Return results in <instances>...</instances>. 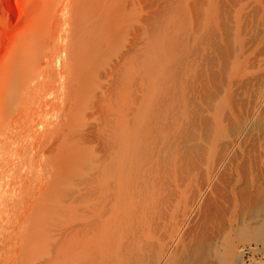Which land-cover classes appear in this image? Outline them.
Listing matches in <instances>:
<instances>
[{
    "label": "bare ground",
    "instance_id": "6f19581e",
    "mask_svg": "<svg viewBox=\"0 0 264 264\" xmlns=\"http://www.w3.org/2000/svg\"><path fill=\"white\" fill-rule=\"evenodd\" d=\"M144 1L155 0H78L57 74L48 54L57 34L50 8L33 24L25 48L16 49L9 69L14 87L0 92V109L20 128L26 110L34 108L36 117L27 123L33 141L18 157L17 167L25 171L1 196L0 264H237L233 236H245L250 227L256 243L264 244V213L251 225L237 221L225 199L206 198L235 149L233 140L226 154L205 166L216 140L226 135L225 99L238 93L245 75L253 76L241 60L243 44L233 32L239 29L232 26L235 15L224 8L227 0H201L178 27L160 29L148 16L143 57L135 48L125 52L112 70L121 87L112 96L101 92L91 105L93 116L104 117L101 137L100 129L94 136L100 144L91 145L85 134L87 143L80 141L107 52L123 40L124 27L134 20L130 11ZM233 1L238 14L248 0ZM253 106L244 120L232 111L241 135H249L255 115L264 111V93ZM241 198L243 208L253 202L248 194ZM50 214L53 233L29 235ZM36 243L38 256L30 260L27 246Z\"/></svg>",
    "mask_w": 264,
    "mask_h": 264
},
{
    "label": "rangeland",
    "instance_id": "374dc122",
    "mask_svg": "<svg viewBox=\"0 0 264 264\" xmlns=\"http://www.w3.org/2000/svg\"><path fill=\"white\" fill-rule=\"evenodd\" d=\"M196 1H197V4L196 3L193 4ZM200 1L201 0H167V1L155 0L154 4L152 5L151 4L149 5L147 2L144 1L140 6H136L132 8L130 12L132 16H134V20L132 21L129 27L127 26L124 27V30L122 32L123 40L121 39V41L115 42L113 48L107 52L104 66L101 69L100 75L98 78L99 83L97 86L94 87L95 97L93 98V100H90L87 102L88 106L84 112V115L82 116L83 123L80 126L81 127L80 130L83 134L79 136L80 138L81 137L84 138L83 136L86 135L87 140L89 143L91 142L90 143L91 145L98 146L100 144V142H98L97 139L101 137L100 136L101 131H102L101 128L103 125L102 122L104 121V117L102 119L103 115L100 112H97L98 114L94 113V116H93L92 114L93 110L91 109V105L97 99L96 95H101V92L104 91L106 93L111 92L110 96H112L114 93H116L117 89L121 87L120 78H118L119 75L118 74L113 75L114 72H112V70L114 69V66L117 64L119 58L125 52H127L131 48H135L141 56L146 52L147 46H148V39H149L148 35H151L147 33L146 28H145L147 27L148 16L151 15L152 17L151 19L156 24H158L157 27L160 26L159 27L160 29L165 27L166 23L167 24L172 23V24L177 25L178 27L180 26V23L181 24L183 23L182 19L184 17L186 16L188 17L190 14H192V11H194L193 14L196 13L195 11L197 9L195 8H198V6L200 5ZM77 2L78 0H7V1L0 0V92L3 89L14 87V83L11 80L9 69L13 61V57L16 52V49L25 48V46L27 45L26 38L28 37V35L31 34L30 32H32L33 27L38 17L47 8H50L52 12L49 18L50 27L51 29L54 28V30L57 33L56 34L57 36L55 35V38H54L55 40H53L54 45L52 44L53 46L48 51V54L51 55L53 61H55V63H53L52 65L53 68H51V70L53 69L54 74L55 73L57 74L58 72H60L59 71L60 70V67H59L60 60H58L59 59L58 57L62 56L63 48H65L68 45L67 34L69 30V25L73 23L74 8ZM221 2L223 4H226L225 3L226 0H221ZM231 2L232 0L231 1L227 0V4L229 5H226V6H224L222 3L221 4L222 6H224V8L230 7L229 11L232 12V15H235L236 17L235 18L234 16L231 15L232 17H234V20L236 19L237 21L236 23L234 21V23H232V26L234 24L235 28L236 27L239 28L237 29L239 33L237 31H233L234 35L237 37V39L239 38L238 43L243 44V48H241V50H243V53H242L243 56L241 57V60L246 61L247 71L251 72L250 75L252 74L253 76H251V79H250V76L247 75L248 81L247 79H245L246 75L244 76L243 80L241 81L244 82L245 86L242 85L243 82L236 85L237 87V91L235 89L236 92L240 94L243 91L240 95L238 93H235V95L231 99H225L226 100L225 102H227L226 103L227 107L226 105L224 107H226L225 109L227 110L225 111L223 110V111H224V115L225 114L227 115L225 116L227 120L224 124L226 126L225 128L226 135L221 137V139L216 140V145L214 144L215 149H213L210 152V156H209L210 158L209 161L211 162H207V164L209 165L205 164V166L208 167L212 165L215 161H218L220 157L227 151L226 149H227L228 143H231V141L233 140H234L233 144L235 145V149L233 150V153L231 154V156L228 157V160L226 161L228 163H225L226 166L224 165L223 167L224 169H222L220 173L218 174L216 181H214L213 183L214 187L212 186L213 188L211 191L208 192V194L206 195V198L211 197L212 195L213 196L217 195V197L225 199L224 200V202L226 203L225 205L226 206L230 205V207L232 206L231 208L235 210L234 213L236 215L235 217L238 218V219L236 218L237 221L239 220L241 221V219H246L247 221L249 219L248 220L249 222L248 221L247 222L252 225V223H254L255 221L254 219L259 218L264 213V114H263L264 111H261V113H257L255 115L253 119L254 121L253 130L250 131L249 135L245 134V136L247 135L246 137L244 135H241L238 132L240 131V128L238 125H236L237 122L236 120H234L235 118L232 116V111L234 112L237 111V113L239 112L238 114L236 113V115L237 116L240 115L238 116L240 117V120H244L246 118L245 116H247L250 111L252 112L253 107H254L253 105H255L259 101V98L264 93V81H263L264 80L263 79L264 77V52H263L264 50V0H248L246 2L243 1L244 3L242 2V4L244 5V8H243L244 10L238 12V14H235V12L237 13L238 6H236L233 1L234 6H235L234 7ZM247 2L248 4H246ZM249 4L250 6L248 7ZM230 5H232L234 9ZM245 5L247 6L246 9H245L246 7ZM227 9L225 8V10ZM236 15L238 16L239 21ZM179 19L181 20L177 21ZM185 19L187 18H184L183 20L185 21ZM235 28L233 26L234 30ZM158 29H157L158 33L157 32L156 33L159 35L160 32ZM156 33L155 35H157ZM237 33H238V36H237ZM239 41H241L242 43ZM247 47L249 48V50L245 49ZM235 48L239 51L237 47ZM33 51L35 50L32 48L31 52ZM255 55L258 57H256ZM253 59H256L255 60L256 62L253 61ZM254 63H256V66ZM229 67L230 68L228 70H231L230 71L231 73H228L227 75L228 77H231L233 76L232 73L234 72L232 71H234V69L232 68L231 64H229ZM257 73L258 75H256ZM238 89H240V91ZM245 89L247 92L245 91ZM257 89H260V90H257ZM221 96L222 95H220L219 97ZM113 99H115V95L113 96ZM219 101H221L220 98H219ZM235 101L237 102V104ZM224 107L222 106V108ZM234 108H236V110H234ZM34 112H35L34 108L33 109L29 108L28 110L24 112L23 117L21 119V123H22L21 126L23 128L25 127L26 129L25 128L23 129L22 127L21 129L20 126H18L17 122H14L12 124L13 122L12 118H10L11 121L8 120V117H7L8 113L6 111H4L3 109H0V119L3 118V122L2 123L0 122V216L2 215V210L4 209V205L1 200L2 193L6 189L17 186L15 184L18 180L19 173L25 171L24 170L25 168H21L20 166L17 167V162H18L19 154L21 153L22 146L33 141V137L28 134L29 133L28 131L30 129L27 130V128H29L27 125L30 126V124H27V123L31 117L33 118L36 117V114ZM255 122L257 123V126ZM21 123L19 122V125ZM234 126L237 129H235ZM11 129L13 130L16 129L15 131L19 130V132L15 133L14 131H11ZM99 129H100V133L98 132ZM24 131L27 132L28 136H26V133ZM23 132L25 135L23 134ZM96 132L99 133V137L98 135H96L97 134ZM94 136L98 138H95ZM243 136L246 139L243 138ZM85 140H86L85 138L83 140L80 139V141H82L83 143H87L86 142L87 140L86 141ZM80 141H78L79 144H80ZM83 143H81L80 145L78 144L79 147H81ZM91 145L90 146L84 145V146L85 148H87L88 146L91 147ZM223 147H226V148H223ZM221 148H223L222 150L224 152L221 150ZM2 151L3 152L7 151V152L3 153ZM1 154L2 156L3 155L4 156L2 157ZM218 184L219 186H217ZM215 186H216L217 191L216 189H214ZM218 192H221V193L219 194ZM243 193L248 194V196L251 197L253 201L252 204L249 205L247 208H243L242 198H241L243 196ZM229 215L230 214L228 213V216ZM201 216L203 219L205 218L203 214H200L199 215L200 218L198 217L199 221L198 220L197 221L200 224H203L205 220H203ZM53 218H54V214H50V216H47L45 220L43 221L45 223H41L39 225V223L36 222L40 226L41 230H39L37 227H36L37 229L35 228L34 221L31 222L34 224L31 229H33L34 231L36 229L38 231H35L36 233L30 232L29 235L31 236L33 235V237L36 235L35 236L36 238L44 239V236L42 237V235L45 234L46 235L45 238H48V234L51 232L50 230H53V227H54L55 218L54 219ZM31 223L29 227H31ZM41 225L44 227L42 228ZM29 229L30 228H28V230ZM31 229L29 231H31ZM251 229L252 227L249 228L248 233L245 236H241V234L233 236L234 238L233 242L235 241L234 242V245H235L234 261L238 259L237 264H240V263L242 264V262L243 264H264V244L256 243L255 241L256 232ZM52 233L53 232H51L50 234ZM34 245L35 244L27 246L28 248L32 247L31 251L30 249L28 250V253L31 254L29 255L30 260L32 259L34 260L36 259L34 257L38 256V252H37L39 251L37 248L38 243H36L35 247ZM0 247L3 248V242L1 241H0ZM240 255H242V258L240 257ZM240 259H242V262L240 261Z\"/></svg>",
    "mask_w": 264,
    "mask_h": 264
}]
</instances>
